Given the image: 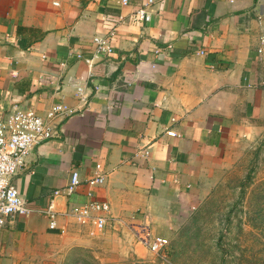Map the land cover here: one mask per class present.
I'll return each instance as SVG.
<instances>
[{
    "label": "crops",
    "instance_id": "1",
    "mask_svg": "<svg viewBox=\"0 0 264 264\" xmlns=\"http://www.w3.org/2000/svg\"><path fill=\"white\" fill-rule=\"evenodd\" d=\"M145 2L0 0V117L70 111L9 177L30 212L0 228V264H58L72 246L102 248L108 262L142 256L137 239L169 236L227 149L261 135L264 0H152L149 20H134ZM93 36L111 52H94ZM95 165L105 177L89 186ZM72 170L81 182L68 192ZM88 200L106 202L111 218L93 235L61 214Z\"/></svg>",
    "mask_w": 264,
    "mask_h": 264
},
{
    "label": "rangeland",
    "instance_id": "2",
    "mask_svg": "<svg viewBox=\"0 0 264 264\" xmlns=\"http://www.w3.org/2000/svg\"><path fill=\"white\" fill-rule=\"evenodd\" d=\"M203 188L189 217L165 237L167 262L147 250L108 262L102 248L72 246L58 264L74 257L98 264H264V127L258 138L228 148Z\"/></svg>",
    "mask_w": 264,
    "mask_h": 264
},
{
    "label": "built area",
    "instance_id": "3",
    "mask_svg": "<svg viewBox=\"0 0 264 264\" xmlns=\"http://www.w3.org/2000/svg\"><path fill=\"white\" fill-rule=\"evenodd\" d=\"M120 3L126 4L127 0H120ZM151 3L152 0H146L143 6L135 8L132 18L137 21H148L150 14L147 6ZM111 34L112 31H109V35ZM91 41L94 44V52H111L105 37L93 36ZM259 42L264 44V37H261ZM257 51L260 52L261 49L258 48ZM84 61L88 64L90 60L84 59ZM73 95L80 103H85V86L74 84ZM69 112L60 104H52L42 115L29 108L13 107L6 116L0 117V228L13 217L25 216L30 212L17 190L9 184V177L25 165L29 151L35 144L53 135L57 117ZM164 134L173 136L175 133L171 129H166ZM142 154L146 155L147 151H142ZM104 177L105 173L99 165H95L94 172L85 180V183L96 186L103 182ZM80 182L78 173L72 170L66 190L71 192ZM43 213L48 219L47 227L55 228L58 213L53 209L52 202L47 204ZM61 214L71 216L75 223L88 227L89 235L102 231L111 220L109 205L98 200H88L81 206L70 208ZM137 242L158 260L167 262L168 241L166 238L155 236L150 240L137 239Z\"/></svg>",
    "mask_w": 264,
    "mask_h": 264
},
{
    "label": "trees",
    "instance_id": "4",
    "mask_svg": "<svg viewBox=\"0 0 264 264\" xmlns=\"http://www.w3.org/2000/svg\"><path fill=\"white\" fill-rule=\"evenodd\" d=\"M249 178V173H247L246 175V179ZM80 251V250H79ZM80 255V252H78ZM140 260H136L135 262H131V264H140ZM142 263V262H141ZM65 264H98V263H87L84 260L80 259V258H72L70 259L67 263ZM123 264H129V262L127 263H123Z\"/></svg>",
    "mask_w": 264,
    "mask_h": 264
}]
</instances>
